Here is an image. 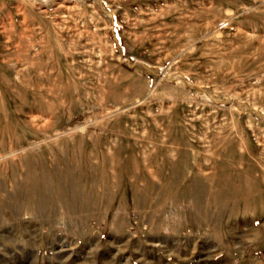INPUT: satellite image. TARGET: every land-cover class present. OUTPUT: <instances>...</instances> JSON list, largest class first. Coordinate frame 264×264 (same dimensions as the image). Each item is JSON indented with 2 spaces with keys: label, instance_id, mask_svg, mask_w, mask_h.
I'll return each instance as SVG.
<instances>
[{
  "label": "rangeland",
  "instance_id": "rangeland-1",
  "mask_svg": "<svg viewBox=\"0 0 264 264\" xmlns=\"http://www.w3.org/2000/svg\"><path fill=\"white\" fill-rule=\"evenodd\" d=\"M0 264H264V0H0Z\"/></svg>",
  "mask_w": 264,
  "mask_h": 264
}]
</instances>
